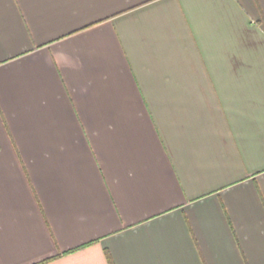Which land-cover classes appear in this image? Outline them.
<instances>
[{
    "label": "crops",
    "instance_id": "0c3cea01",
    "mask_svg": "<svg viewBox=\"0 0 264 264\" xmlns=\"http://www.w3.org/2000/svg\"><path fill=\"white\" fill-rule=\"evenodd\" d=\"M0 264H264V0H0Z\"/></svg>",
    "mask_w": 264,
    "mask_h": 264
}]
</instances>
